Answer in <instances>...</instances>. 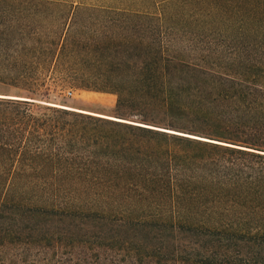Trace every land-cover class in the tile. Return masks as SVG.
Listing matches in <instances>:
<instances>
[{
    "label": "trees",
    "instance_id": "16d2710c",
    "mask_svg": "<svg viewBox=\"0 0 264 264\" xmlns=\"http://www.w3.org/2000/svg\"><path fill=\"white\" fill-rule=\"evenodd\" d=\"M46 76L113 118L0 95V264H264V0H0V82Z\"/></svg>",
    "mask_w": 264,
    "mask_h": 264
},
{
    "label": "rangeland",
    "instance_id": "374dc122",
    "mask_svg": "<svg viewBox=\"0 0 264 264\" xmlns=\"http://www.w3.org/2000/svg\"><path fill=\"white\" fill-rule=\"evenodd\" d=\"M38 11L44 12L46 10L39 9ZM200 42L201 43H195L191 42L190 39H181L171 43H173V48H178L188 53L190 50H192V52H195V49L199 51L207 49L209 47L207 46V43L202 41ZM45 80L48 84H51L49 92L45 91L42 88H39L35 91H28L14 85L0 82V95L3 94L34 97L39 99L40 103L45 105H47L46 103L49 102L53 104L50 106L57 105L75 111L91 113L99 116L111 117L108 115H113V110L116 102L115 94L76 88L73 85L69 84L55 85L54 83H52V80L48 78V76L45 77ZM68 92H70L71 94L69 95Z\"/></svg>",
    "mask_w": 264,
    "mask_h": 264
},
{
    "label": "water",
    "instance_id": "95a60500",
    "mask_svg": "<svg viewBox=\"0 0 264 264\" xmlns=\"http://www.w3.org/2000/svg\"><path fill=\"white\" fill-rule=\"evenodd\" d=\"M46 104H47V105H53V104H51V103H49V102L46 103ZM62 108H64V107H62ZM65 109H68V108H65ZM70 110H71V109H70ZM104 115H105V114H104Z\"/></svg>",
    "mask_w": 264,
    "mask_h": 264
},
{
    "label": "built area",
    "instance_id": "2783aa9c",
    "mask_svg": "<svg viewBox=\"0 0 264 264\" xmlns=\"http://www.w3.org/2000/svg\"><path fill=\"white\" fill-rule=\"evenodd\" d=\"M68 94L70 95L71 93H70V92H68Z\"/></svg>",
    "mask_w": 264,
    "mask_h": 264
}]
</instances>
